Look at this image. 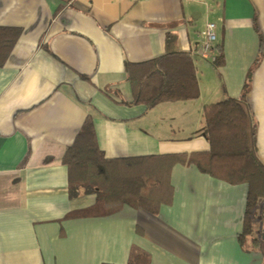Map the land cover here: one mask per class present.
<instances>
[{"label":"crops","instance_id":"crops-1","mask_svg":"<svg viewBox=\"0 0 264 264\" xmlns=\"http://www.w3.org/2000/svg\"><path fill=\"white\" fill-rule=\"evenodd\" d=\"M207 22L216 61L199 54ZM0 27L20 29L0 65V264H264L238 239L248 184L176 163L157 213L104 214L95 193L70 196L87 169L64 160L88 116L107 159L205 154L204 106L245 95L264 163V0H0ZM169 33L200 96L130 104L127 65L162 56Z\"/></svg>","mask_w":264,"mask_h":264},{"label":"trees","instance_id":"trees-1","mask_svg":"<svg viewBox=\"0 0 264 264\" xmlns=\"http://www.w3.org/2000/svg\"><path fill=\"white\" fill-rule=\"evenodd\" d=\"M19 28L0 27V65L9 56ZM178 36L167 34L162 56L127 65L133 97L130 104L147 108L163 101L200 96L196 67L190 53L178 48ZM245 95L227 97L204 106V132L210 142L205 154H163L129 159H107L99 148L91 116L66 151V163H81L87 174L72 181L71 197L95 193L94 211L110 214L125 203L157 213L172 200L171 170L176 163L199 169L232 184H248L244 227L238 235L241 247L262 254L264 263V163L257 154V121ZM115 196V198H112ZM117 197V198H116ZM128 264H150L144 252L132 255Z\"/></svg>","mask_w":264,"mask_h":264},{"label":"built area","instance_id":"built-area-1","mask_svg":"<svg viewBox=\"0 0 264 264\" xmlns=\"http://www.w3.org/2000/svg\"><path fill=\"white\" fill-rule=\"evenodd\" d=\"M202 39L199 54L203 58L216 61L213 51L215 50V43L217 40L216 25L213 22H207L205 28L199 33Z\"/></svg>","mask_w":264,"mask_h":264}]
</instances>
